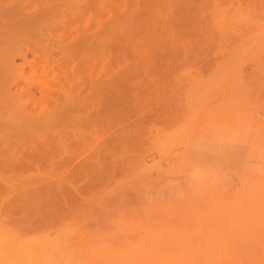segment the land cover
<instances>
[{
	"label": "rangeland",
	"instance_id": "obj_1",
	"mask_svg": "<svg viewBox=\"0 0 264 264\" xmlns=\"http://www.w3.org/2000/svg\"><path fill=\"white\" fill-rule=\"evenodd\" d=\"M26 1L29 6L36 2L43 13H32L37 7L33 3L30 13L22 11V16L32 14L42 19L37 25H53L48 42L69 47L80 40L76 59L81 58L84 67L74 62V70L71 63L62 72L80 74L84 102L78 106L59 96V113L45 94L51 96L55 85L60 86L61 69L26 73L29 84L47 89H31L22 104L41 117L55 107L59 116L49 126H19L33 138L29 140L42 134L53 140V160L41 164L39 171H29L26 184L14 187H27L29 195L35 187H40L37 192L45 188L54 198L32 199H39V207L27 206L22 215L0 205V264H18L19 245L31 243L43 247L40 257L45 264H108L112 258L120 264H147L138 251L146 244L155 256L166 259L157 264H186L187 257L179 254L182 247L208 251L206 264H226L217 251L244 235V219L264 217V0ZM63 20L68 22L61 27ZM71 26L77 35L82 31L81 37L75 34L72 40ZM32 37L16 40L22 44ZM6 43L0 46V57L11 46ZM121 78L128 90L118 86ZM61 87L56 86L60 89L53 95L62 96ZM17 218L31 219L30 227ZM125 237L131 238L128 247L116 245Z\"/></svg>",
	"mask_w": 264,
	"mask_h": 264
},
{
	"label": "bare ground",
	"instance_id": "obj_2",
	"mask_svg": "<svg viewBox=\"0 0 264 264\" xmlns=\"http://www.w3.org/2000/svg\"><path fill=\"white\" fill-rule=\"evenodd\" d=\"M14 0H9V2H5V0H0V21H2L0 24V46L2 45V43H6V42H9L8 44H10L11 48L7 50L6 54L2 57H0V167L3 168L1 171L4 175H0V205H2V203L4 204H7V206H11L13 208H11L10 210L8 209L7 211H13V210H19V212H17V214L19 215H22L20 214V211H25L27 209V206L30 208L31 206V210L32 209V205L35 206L38 202L39 199H42L41 197H45L48 195L49 191H45V188L42 190V189H39V191L37 192L36 189L40 188V187H35V190H36V193L35 194V190H34V193L32 194V191L30 194L32 195H29L28 193V189L27 187H22L21 190L17 191L14 187V184L20 186L21 185H24V183L26 184V181L24 178H27L31 172L32 169H35L36 171H39L40 169V166L41 164H43L44 162H47V163H51V160L52 159V154H53V150H52V146L51 144L53 143V140L51 142V140L45 138L44 134H42L43 136H40V137H35V140H29V139H33L32 137H28V134L24 131L21 132L22 128L19 126H22V127H27L25 129H29V127H33L34 129H37L38 127L40 126H49V124L52 122V120L57 116H59V107L57 108L58 104H59V99L60 98H64L65 101H74V104L76 105H80L81 102L83 101L81 99V97L84 96V94L81 96V90H82V87H83V81H82V78L80 76V74H75V71H73V66H74V62H76V65H79L78 67L81 68V65H83V61H80L81 58L76 59V50L81 48V43H80V40L79 41H72L73 39H75V34L77 35V32H76V27L72 29H74V31L76 32H73L71 31V34L72 36H74V38H72V40L69 39L73 42V43H70L69 44V47L72 46V47H68V46H65V45H62V42H59L58 43H50L48 42L49 39L47 40L46 37L48 35L49 37V30H50V27H53V25L51 24H42V25H37V20H42L41 18L38 19L39 17L38 16H34V15H26L25 17L22 16L23 15V12H25V14L28 12L30 13V10L29 8H31L33 6V3H35L34 5H36L37 3L36 2H33L32 4H30L31 6L28 5V3H30V1H26V5H24L25 2H23V4H20L19 5H15L16 4V1L15 0L14 2H12ZM164 1V0H163ZM199 1V0H198ZM46 4H47V1H44ZM43 2V3H44ZM78 2V1H77ZM165 2V1H164ZM44 3V6L46 5ZM19 4V3H18ZM182 4V3H181ZM199 4V2H198ZM42 5V4H41ZM164 5V3H163ZM183 5V4H182ZM43 6V7H44ZM49 6V5H47ZM44 7L45 9L47 8ZM170 6V5H168ZM40 7V6H39ZM38 7V4H37V7L35 6L33 8L32 13H34V11H37L39 12L42 8H40L39 10H37ZM166 7V6H165ZM169 8V7H168ZM35 9V10H34ZM55 9H57L55 7ZM29 10V11H28ZM48 10V9H47ZM47 10H44L45 12H47ZM52 11L50 12H54L53 9H51ZM167 10V8H166ZM170 10V9H169ZM23 11V12H22ZM42 11V12H41ZM40 13L42 14L43 13V10H41ZM44 12V14H46ZM50 12L47 14L49 15ZM72 12V11H71ZM78 12V10H77ZM80 12V11H79ZM78 12V13H79ZM196 12V11H194ZM198 12V11H197ZM36 13V12H35ZM34 13V14H35ZM70 14V12H69ZM72 14V13H71ZM21 15V19L19 18ZM38 15V14H36ZM195 15V14H194ZM199 15V14H198ZM42 18H44V15H41ZM65 16V15H64ZM63 16V17H64ZM75 16V15H74ZM196 16V15H195ZM194 16V17H195ZM15 17H18L19 20H14L16 19ZM67 17V16H65ZM14 18V19H13ZM46 18V17H45ZM69 18V16L67 17ZM73 18V16H72ZM13 19V20H12ZM185 17L182 18V20H184ZM196 19V18H195ZM69 20V19H67ZM47 21V20H46ZM62 21V19L60 20V22ZM73 21V20H72ZM71 21V22H72ZM41 22V21H40ZM52 22V21H51ZM59 22V21H58ZM58 22H56V24H58ZM59 22V23H60ZM68 22V21H66ZM66 22H64L63 20V23L61 27H63V25L65 26ZM65 23V24H64ZM81 24V23H80ZM38 26V28H37ZM39 26H42V27H39ZM169 26V25H168ZM56 27V26H55ZM54 28V27H53ZM195 28V27H194ZM205 28V27H204ZM203 28V29H204ZM56 29V28H55ZM60 29V27H59ZM59 29H57V31H59ZM168 29V28H167ZM69 30V29H68ZM71 30V29H70ZM171 30V29H170ZM36 31V32H35ZM52 31V30H51ZM64 31V30H63ZM62 31V32H63ZM78 33H79V30H77ZM169 31V30H168ZM82 32V31H81ZM80 32V33H81ZM85 32V31H84ZM171 32V31H170ZM204 32V30H203ZM202 32V33H203ZM53 35H54V32H52ZM61 33V32H60ZM66 33V32H64ZM64 33H61L64 34ZM79 33V34H80ZM199 33L200 32V29H199ZM57 34V33H56ZM77 35L76 37H81L80 35ZM205 34V33H203ZM202 34V35H203ZM30 39H26L25 41H23L22 44H19L18 42H22V41H18L17 42V38L20 39V37H30V36H33ZM36 35V36H35ZM39 35V38L38 36ZM51 35V34H50ZM70 35V33H69ZM55 36V35H54ZM66 36V35H65ZM71 36V35H70ZM37 37V38H35ZM42 37V38H41ZM45 37V38H44ZM64 37V36H63ZM23 38V39H24ZM56 38V37H55ZM197 38V37H196ZM205 38V37H204ZM4 39V40H3ZM42 39H46V42L44 43L42 41ZM68 39V38H67ZM84 39V37H83ZM206 39V38H205ZM3 40V41H2ZM11 40V41H10ZM16 40V42H15ZM66 40V39H65ZM198 40V39H197ZM202 40V39H201ZM2 41V42H1ZM53 41L55 42L56 40L53 39ZM57 42V41H56ZM64 42V41H63ZM221 42V41H220ZM14 43V44H12ZM16 43V45H15ZM65 43V42H64ZM67 43V44H68ZM202 43V41H201ZM7 44V43H6ZM17 44H19L17 46ZM49 44V45H48ZM73 44V45H72ZM182 44V43H181ZM16 46L15 48H12L14 46ZM183 45V44H182ZM219 48H220V45H219ZM222 50V49H221ZM221 53V52H220ZM31 56V57H29ZM78 56V55H77ZM80 56V55H79ZM78 56V57H79ZM97 56V55H96ZM77 57V58H78ZM169 59V58H168ZM99 60V59H98ZM155 60V59H154ZM163 60V59H162ZM170 60V59H169ZM95 61V60H94ZM117 62V60H115ZM127 60H125L126 62ZM90 62V61H89ZM119 62V61H118ZM159 62V61H158ZM71 63H72V69H70L71 73H69V75H67L68 73H64V76H63V72L62 70L70 65L71 66ZM170 63V62H169ZM91 64V63H90ZM114 64V63H113ZM125 65H128L126 63H124ZM144 64V63H143ZM153 64V63H152ZM155 64V63H154ZM171 64V63H170ZM86 65V64H85ZM88 65V64H87ZM112 65V63H111ZM123 65V64H122ZM124 65V66H125ZM103 66V65H102ZM116 66H120V67H123L119 64H117ZM130 66V65H129ZM54 67L56 68H60L61 71L60 74L58 75V73L56 75L58 76H61L59 79L57 78V83H60V86L59 84L58 85H55V89L56 86L58 87H61L62 89V96H61V93L58 94V97L56 96L57 95V92L56 95H53L55 93H53L54 91H56L54 88V91L52 92V95H48L50 93H47L45 95H47L46 97H50L51 100L53 103H51V105H55V107L58 109V112L54 113L53 110H55V107H53L54 109L48 113V115L46 117H41V115H38L39 113L36 112L37 114H35L34 112H32L31 110H29V108L25 107V104H22L23 102L21 101V98L24 97V94L26 93H29L31 89H39L40 92H44L45 89L47 88H43L41 89V85H33V84H29L28 80L27 81V76H26V73L28 71H31V72H35V71H38V69H41L42 71H46V69H49V68H53L55 69ZM84 67V65H83ZM89 67V66H88ZM91 67V65H90ZM114 67V66H113ZM120 67H117L120 69ZM127 69H128V66H126ZM125 67V68H126ZM68 68V67H67ZM78 68V69H79ZM124 68V67H123ZM124 68V69H125ZM131 66L129 67L128 70H130ZM133 68V67H132ZM76 69V71L78 70ZM88 69V68H87ZM123 69V71H124ZM126 69V70H127ZM134 69V68H133ZM146 69V68H145ZM51 70V69H50ZM85 70V69H84ZM127 70V72H129ZM198 70V69H197ZM48 71V70H47ZM69 71V70H68ZM83 71V70H82ZM122 71V69L120 70ZM133 71V70H132ZM140 71V70H139ZM30 72V73H31ZM52 73V71H50ZM81 72V71H79ZM134 72V71H133ZM141 72V71H140ZM147 72V70H146ZM154 72V71H153ZM163 72V71H162ZM168 72V71H167ZM29 73V72H28ZM47 73V72H46ZM49 73V72H48ZM54 73V71H53ZM83 73V72H81ZM89 73V71H88ZM121 73V72H120ZM126 72H124L122 74V76L124 77V74ZM144 74V72H141ZM148 73V72H147ZM155 73V72H154ZM157 73V72H156ZM164 73V72H163ZM162 73V75H163ZM37 74V72H36ZM40 74L41 76V73H38ZM37 74V75H38ZM99 74V73H98ZM118 74V73H117ZM127 74V73H126ZM125 74V75H126ZM131 74L133 75V73L131 72ZM160 74V73H159ZM199 74V73H198ZM32 75V74H31ZM55 75V76H56ZM90 75V74H88ZM150 75V74H149ZM167 75V74H166ZM39 76V75H38ZM39 76V77H40ZM49 76V75H48ZM95 76V75H93ZM116 76V75H115ZM121 75L119 77H122ZM128 77V74L126 75ZM145 76V75H144ZM143 76V77H144ZM148 76V75H146ZM152 76V75H151ZM160 76V75H159ZM169 76V75H167ZM90 77V76H89ZM96 77V76H95ZM126 77V78H127ZM140 77V76H139ZM155 77V76H153ZM161 77V76H160ZM164 77V76H163ZM32 78V77H31ZM46 78V77H44ZM51 79L55 78L53 75L52 77H50ZM91 78V77H90ZM142 78V77H141ZM147 78V77H145ZM144 78V79H145ZM162 78V77H161ZM41 79V78H40ZM51 79L49 81H51ZM52 79V80H53ZM116 79V78H115ZM125 78H121V82H118L120 83V85L118 86H121V83L123 82ZM132 79V78H131ZM157 79V78H156ZM163 79V78H162ZM167 79V78H166ZM165 79V80H166ZM56 80V79H55ZM94 80V79H92ZM120 80L117 78V81ZM134 80H135V77H134ZM140 80V79H139ZM146 80V79H145ZM144 80V82H145ZM33 81V80H32ZM37 81V80H36ZM39 81V80H38ZM37 81V82H38ZM47 81V80H46ZM115 81V80H114ZM126 81V80H125ZM140 81H143V80H140ZM161 81V80H160ZM92 82V81H91ZM95 82V81H94ZM135 82V81H134ZM138 82V81H137ZM167 82V81H166ZM34 83V82H33ZM42 83V82H41ZM48 83V82H47ZM46 83V85H47ZM56 83V82H55ZM97 83V82H96ZM112 83V82H111ZM126 83V82H125ZM35 84V83H34ZM44 84V83H42ZM86 84H88L86 82ZM107 84V83H106ZM123 84V83H122ZM137 84V83H136ZM163 84V83H162ZM99 85V84H98ZM141 85V84H140ZM66 86V88H65ZM102 86V85H101ZM113 86V85H112ZM117 86V84L115 85ZM115 86H113V88H116ZM151 86V85H150ZM54 87V86H53ZM122 87V86H121ZM120 88V90H122ZM124 87V86H123ZM122 87V88H123ZM127 87V86H126ZM167 87V85H166ZM96 88V86L94 87ZM118 88V87H117ZM116 89H112V90H117ZM130 88V87H129ZM142 88V87H141ZM145 88V87H144ZM60 89V88H59ZM57 89V90H59ZM126 88L124 87L123 90H125ZM140 88H138L139 90ZM89 90V89H88ZM128 90V89H126ZM149 90V89H148ZM32 91V90H31ZM48 91V90H47ZM95 91V89H94ZM119 91V90H117ZM135 91V90H134ZM137 91V89H136ZM146 91V90H145ZM50 92V91H49ZM61 92V91H60ZM84 92V91H83ZM87 92V91H86ZM112 92V91H111ZM121 93L123 92H126L127 91H120ZM141 92V91H139ZM147 92V91H146ZM129 93V91H128ZM134 93V92H133ZM137 93V92H136ZM25 94V95H26ZM32 94V92H31ZM41 94V93H40ZM87 94V93H86ZM89 94V93H88ZM92 94V93H91ZM115 94V96L117 95V93H113ZM118 94H120L118 92ZM138 94V93H137ZM142 94V92H141ZM145 94V93H144ZM28 95V94H27ZM34 95V93H33ZM42 95V94H41ZM92 95H95V94H92ZM121 95V94H120ZM120 95H118L117 97V100L118 98H120ZM123 95V94H122ZM121 95V96H122ZM129 95V94H127ZM60 96V98H59ZM102 96V95H101ZM109 96V95H108ZM130 96V95H129ZM151 96V95H150ZM45 97V98H46ZM48 97V98H49ZM105 97V96H104ZM142 97V95H141ZM144 97V96H143ZM111 98V97H110ZM148 98V97H146ZM47 99V98H46ZM93 99V98H92ZM91 99V100H92ZM97 99V98H96ZM99 99V98H98ZM97 99V100H98ZM106 99V98H105ZM109 99V98H108ZM138 99V98H137ZM61 100V99H60ZM94 100V99H93ZM120 100V99H119ZM129 100V99H128ZM144 100V99H143ZM149 100V98H148ZM81 101V102H80ZM106 101V100H104ZM142 101V100H141ZM164 101V100H163ZM77 102V103H76ZM84 102V101H83ZM86 102V100H85ZM88 102V101H87ZM94 102V101H93ZM97 102V101H96ZM103 102V101H102ZM107 102V101H106ZM158 102V101H157ZM90 103V102H89ZM88 103V104H89ZM104 103V102H103ZM144 103V102H143ZM143 103L141 105H143ZM72 104V103H71ZM73 104V105H74ZM140 104V103H139ZM151 104V102H150ZM149 104V105H150ZM82 105V104H81ZM102 105V104H101ZM60 106V105H59ZM133 106V105H132ZM29 107V106H28ZM118 106H116L115 108H117ZM125 107V106H124ZM134 107V106H133ZM164 107V106H163ZM73 108V107H72ZM107 108V107H106ZM89 109V108H88ZM110 109V108H109ZM112 109H113V106H112ZM125 109V108H124ZM127 109V108H126ZM134 109V108H133ZM33 110V109H32ZM76 110V109H75ZM129 110V109H128ZM162 110V109H161ZM164 110V109H163ZM87 111V110H86ZM92 111V110H91ZM160 111V110H159ZM85 112V111H84ZM83 112V113H84ZM156 112V111H155ZM92 113V112H91ZM152 113V112H151ZM41 114V113H40ZM148 114V113H147ZM161 114V113H160ZM97 115V114H96ZM119 115V114H118ZM123 115V114H122ZM130 115V114H129ZM145 115V114H144ZM150 115V114H149ZM80 116V115H79ZM105 116V115H104ZM160 116V115H159ZM83 117V116H82ZM86 115L83 117L85 118ZM150 117V116H149ZM87 118V117H86ZM85 118V119H86ZM151 118V117H150ZM105 119V118H104ZM118 119V118H117ZM145 119V118H144ZM148 119V117H147ZM82 120V119H81ZM149 120V119H148ZM153 120V119H152ZM80 121V119H79ZM84 121V120H83ZM102 121V120H101ZM119 121V119H118ZM123 121V120H122ZM54 123V122H53ZM82 123V121H81ZM121 123V122H120ZM153 123V122H152ZM156 123V122H155ZM107 124V122L105 123ZM111 124V123H109ZM122 124V123H121ZM94 125V124H93ZM12 126H14V128L17 126V129L18 131H16L14 133ZM105 126V125H104ZM109 126V125H108ZM11 127V129H10ZM37 127V128H36ZM31 128V129H33ZM110 128V126H109ZM23 129V130H25ZM20 130V131H19ZM13 131V132H12ZM20 132V133H19ZM26 134H24V133ZM55 132V131H54ZM21 133H23L21 135ZM26 135V136H25ZM40 134H38L39 136ZM53 135V134H51ZM22 136V137H21ZM37 136V134H36ZM24 137H27V138H24ZM191 138V137H190ZM54 148V147H53ZM56 150V147L55 149ZM65 150H63L64 152ZM55 153V152H54ZM65 153V152H64ZM64 155V154H63ZM60 158V156H58ZM68 157V156H67ZM61 159V158H60ZM59 159V160H60ZM46 160V161H44ZM58 160V161H59ZM69 162V161H68ZM54 163V162H52ZM58 163V162H57ZM46 164V163H44ZM43 164V165H44ZM48 164V165H49ZM56 164V163H55ZM66 164V162H65ZM51 165V164H50ZM49 165V166H50ZM59 166V165H58ZM52 167V166H51ZM57 167V166H56ZM53 168V167H52ZM51 169V168H50ZM55 169V168H54ZM58 169V168H57ZM46 170V169H45ZM49 170V169H48ZM30 171V172H29ZM52 171V170H51ZM50 171V172H51ZM56 171V170H55ZM27 172H28V175H27ZM24 173H26L24 175ZM33 173V172H32ZM31 173V174H32ZM49 174V173H48ZM27 176V177H26ZM36 176V175H35ZM37 176H41V174L39 173V175L37 174ZM43 176V175H42ZM30 177V176H29ZM28 177V178H29ZM44 177V176H43ZM43 177H40V178H43ZM37 179V177H35ZM35 178L31 177V179H33V181L35 180ZM30 179V178H29ZM46 179V178H45ZM38 180V179H37ZM41 180V179H40ZM60 180V179H59ZM63 180V179H62ZM44 181V180H42ZM58 181V180H57ZM61 181V180H60ZM63 182V181H62ZM65 182V181H64ZM29 185V184H28ZM41 185V184H40ZM70 186V185H69ZM72 186V185H71ZM48 187V186H47ZM75 187V186H74ZM17 188V187H16ZM43 188V187H42ZM51 188V187H50ZM77 188V187H76ZM34 189V188H33ZM33 189H29V192L30 190H33ZM52 189V188H51ZM49 189V190H51ZM71 189V188H70ZM57 190V189H56ZM55 190V191H56ZM17 191V192H16ZM72 191V190H70ZM46 193V195H44ZM51 193V191H50ZM57 193V191H56ZM59 193V192H58ZM260 193H262V195H264V189H260ZM250 194H256V192H249V195ZM53 195V194H52ZM55 195V194H54ZM40 196V197H39ZM49 196V195H48ZM51 196V195H50ZM49 196V198H50ZM39 197L38 200H36L35 203H32V199L35 201V199H37ZM54 198V196H51ZM35 198V199H34ZM46 199H49L48 197H45ZM56 198V196H55ZM45 199V200H46ZM31 200V205L29 203V201ZM43 200V199H42ZM44 200V201H45ZM62 200V199H61ZM33 201V202H34ZM47 202L44 203V204H48L49 205V200H46ZM264 201V200H262ZM35 204V205H34ZM240 205H244V202L241 201V203H239ZM260 205V204H258ZM6 206V207H7ZM46 206V205H45ZM264 206V205H262ZM39 207V205L37 206L36 205V208ZM34 209H36L35 207H33ZM30 210V209H29ZM35 211V210H34ZM31 213V211H29ZM26 213V212H25ZM28 213V211H27ZM12 214V213H11ZM16 214V216H17ZM14 215V214H13ZM27 216H30L28 214H25ZM31 215H33V213H31ZM25 217V216H24ZM35 218V217H33ZM18 221H19V218H17ZM22 219V218H21ZM30 220L31 219H27L25 220H20L19 222L23 221L24 223H22L24 226H28L30 227ZM48 220V218L46 219ZM33 221V219H32ZM35 221V220H34ZM41 221H45L44 218H42ZM49 221V220H48ZM37 222V221H36ZM46 222V221H45ZM32 224V223H31ZM243 224L242 225V230L245 231L244 235H242L241 237L239 238H235V239H231L230 242H228V245L227 247H223V248H220L217 252L220 253L226 260H227V263L226 264H264V217L260 216V217H253V218H249V219H244L243 221ZM258 236H261L262 237V241H259L258 240ZM40 237H35L33 238L34 241H36V239H38ZM77 240L79 241H83V240H89V238H84V237H76ZM118 239H116L115 241H117ZM121 241H117L115 242L116 245H119L120 242H122V246H126L127 243L130 242L131 238H128V237H125V238H122L120 239ZM38 241V240H37ZM27 243V242H26ZM118 243V244H117ZM150 244H146L143 246L142 250L139 248V252L142 253V255L146 256V262L147 264H157V263H162V262H166V259L163 260L164 258H158L157 256H155V253L154 251L150 248ZM128 247V246H126ZM152 247V246H151ZM58 248V246H57ZM57 248L55 247V251L58 252L59 250H57ZM19 250H17L16 253H18V256L16 253V256H18L20 258V260L18 261V264H45V261L42 262V258L40 257L41 256V252L43 251V247L40 246L39 249H37L32 243L30 246H28L27 244H20L19 245ZM44 250L46 251L45 247H44ZM19 251V252H18ZM2 252V251H1ZM44 252V251H43ZM39 254V255H38ZM171 254V253H170ZM179 254L180 256H183V257H187V263L186 264H206L207 263V258L209 256V252L208 251H204L201 250V249H198V248H194V249H188V250H185L183 249V247L179 250ZM39 256V257H38ZM44 257V256H43ZM39 258V260H38ZM41 258V259H40ZM6 261H9L8 259ZM5 262V261H4ZM20 262V263H19ZM39 262V263H38ZM42 262V263H41ZM108 264H120V261L118 260H113V258L110 260V262H108ZM167 264H178L176 262H169Z\"/></svg>",
	"mask_w": 264,
	"mask_h": 264
},
{
	"label": "clouds",
	"instance_id": "obj_3",
	"mask_svg": "<svg viewBox=\"0 0 264 264\" xmlns=\"http://www.w3.org/2000/svg\"><path fill=\"white\" fill-rule=\"evenodd\" d=\"M253 170H254V171H258V169H257V168H255V167H253Z\"/></svg>",
	"mask_w": 264,
	"mask_h": 264
}]
</instances>
